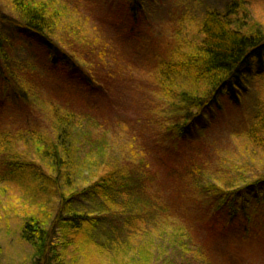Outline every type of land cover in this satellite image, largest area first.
<instances>
[{"label": "trees", "instance_id": "1", "mask_svg": "<svg viewBox=\"0 0 264 264\" xmlns=\"http://www.w3.org/2000/svg\"><path fill=\"white\" fill-rule=\"evenodd\" d=\"M1 1L0 24L8 28L7 34L0 31V194L18 198L20 205L8 203L5 214L19 217V239L31 247L35 264H78L80 256L102 264L110 256L96 243L103 230L116 256L131 254L133 264H155L162 258L169 263V246L158 244L151 235L155 227L173 233L174 250L186 254L191 247L196 250L197 264H220L211 256L209 243L201 247L194 243L189 212L181 207L209 195L215 198L217 211L208 226L218 236L234 230L241 243L264 236V196L256 193L251 212L240 209L236 199L248 184L240 189L227 179L216 189L206 178L210 167L204 157L195 150L182 154L186 142L203 135L206 117L213 116L222 102L240 105L247 95L246 73L264 65V0H231L222 10H206L196 20V30L180 20L164 39L153 34L140 37L136 28L145 1L123 0L132 23L117 33L118 45L122 44L117 48L100 43L99 32L85 31L82 0ZM15 36L44 51V74L33 65L11 67ZM126 50L133 52L146 77L140 90L146 120L112 124L105 108L85 93L112 91L116 77L134 80L136 63L126 59ZM11 107L21 109V125L4 119ZM155 116L159 126L152 124ZM247 123L245 138L236 139L238 146L242 142L250 146L264 167V96ZM132 126L137 137L153 130L156 142L166 148L158 163L164 164L165 176L175 187L166 203L150 189L158 184V175L145 141L131 140L129 147L122 145L118 154L113 153L119 142L118 135L111 140L114 128L131 133ZM32 171L34 179L29 176ZM118 195L125 201L137 196L141 202L133 222L124 226L138 236L137 242L130 241L123 252L104 226L108 212L118 209L114 198ZM88 200H100L105 212H86L81 203ZM223 211L225 216L219 219ZM90 249L97 257L86 256Z\"/></svg>", "mask_w": 264, "mask_h": 264}, {"label": "rangeland", "instance_id": "2", "mask_svg": "<svg viewBox=\"0 0 264 264\" xmlns=\"http://www.w3.org/2000/svg\"><path fill=\"white\" fill-rule=\"evenodd\" d=\"M84 3V12L86 13L85 22L83 27L89 34L90 32H99L100 43L103 41L108 46H114L117 48V33L120 32L121 27H128L132 22L127 17L125 12V4L123 0H82ZM145 3L141 6L139 13V22L137 23L136 32L140 37H152V34L156 38H167L168 34L172 32V28L183 20L189 30H196V20L208 9L222 10L224 6L231 0H144ZM4 4L0 0V9L2 10ZM128 7V6H127ZM5 11V9H3ZM126 15V16H125ZM7 26L0 24V31L7 34ZM92 36V34H90ZM11 38V37H10ZM103 45V44H102ZM126 59H130V62L137 67L136 75L133 76L134 80L128 82L126 79L116 77V81L113 82L112 91H108L105 94L101 93H85L87 97H90L95 103L100 104L107 113V121L112 124L122 123L125 121L133 124L143 122L146 120L145 113L142 110V100H145L140 95L141 87L144 84L143 73L140 71L141 63L137 62L133 52L126 50ZM86 57H90V53H83ZM11 56L13 57L12 68L19 67L23 69L26 66H34L41 70L44 74L45 66L47 65L46 55L39 45L35 42L21 39L18 36L11 38ZM140 65V66H139ZM140 68V69H139ZM129 77V76H128ZM137 77L141 80H138ZM130 80V79H129ZM247 81V95L242 99L239 106L233 105L229 102H222L220 107L215 110L213 116H207V126H205L203 135L201 137H193V143L186 142L182 148V154L186 155L194 153L193 150L199 155L204 157L207 162V167H210L207 180L216 187H221V184L225 180L230 179L231 185H238L240 189L244 185L248 184L249 188L241 190L237 196V205L241 209L246 207L247 211L251 212L255 206L257 199L256 193L264 196V167L261 166L260 160L257 156H253L250 152L252 148L242 142L238 146L236 139L245 138L249 118L256 111V103L264 96V65L255 67L252 69V73H246ZM52 87V86H50ZM1 97V95H0ZM110 106H112L110 108ZM11 110V112L9 111ZM9 112L5 114V120L9 122H16L19 124L23 118L21 109L18 108H6ZM157 114V112H156ZM152 121L154 126H159L156 119ZM21 125V124H19ZM248 125V126H247ZM139 128V127H138ZM133 126L131 133L121 131L119 128H114L111 140L114 139V135H118L117 141L114 143L116 149L113 153L118 154V148L122 145L129 147L131 140L145 141L153 151L151 158L154 161L153 168H157L158 175L157 183L153 184V188H150L152 192L162 195L164 202L166 203L169 198L174 195L175 187L167 180L165 176V170H167L164 164H159L162 156L161 154L166 149L165 146L160 147L157 140V136L154 137V131L150 135L136 136L137 133L133 132ZM111 133V132H110ZM139 135V134H138ZM191 139V140H192ZM158 141V140H157ZM155 144V148L154 145ZM250 149V151H249ZM256 153V152H253ZM180 156H176L179 159ZM158 165V166H157ZM128 167H123L127 169ZM31 179H34V172L29 173ZM224 181V182H223ZM259 182L260 185L254 188L255 184ZM221 183V184H220ZM253 186V187H250ZM13 192L15 190L12 189ZM161 191V192H160ZM152 192H148L147 195H151ZM6 196L0 194V264H35L33 251L30 246L20 241V220L15 214L7 213L8 203H14L17 206L20 205L18 198L11 195ZM112 196V195H111ZM101 198V197H99ZM118 202V209L115 208V212L110 210L108 216L105 218L106 231L113 232L110 235L113 240H117L118 249L123 252V247L131 244V242H137L138 236L128 228L124 227L125 224L133 222V214L140 210V199L135 196L133 198H127L118 195L114 197ZM176 202L174 197L171 198ZM195 204L184 203L181 207L184 211H188V217L192 222L193 228L196 232V240L194 243L200 247L205 242L209 246V251L214 261L220 264H228L242 260L239 264H264V236H259L260 243L254 239V236L250 240H244L242 243L239 240L238 232H230L227 236L214 233L215 230L208 225L210 215L217 211L216 200L212 196L207 200L197 199ZM158 202V198L156 199ZM101 203L100 200H97ZM94 201H85L81 203L82 209L101 213L105 212L103 207ZM165 203H159L164 205ZM3 206L6 209H3ZM20 207V206H19ZM122 209V214L120 213ZM17 212V211H15ZM93 213V214H95ZM22 215V214H21ZM219 219L224 218V211L218 214ZM264 216V207L261 210V217ZM261 217L258 221H262ZM150 223V221H149ZM159 226V225H158ZM155 227V226H153ZM150 230L152 236L158 238L157 243L164 246H169L168 259L169 263L162 258L155 264H197L199 259H196V250L191 247L188 251L189 254L183 253L181 250H174L176 247V238L172 234L166 233L165 230L158 229ZM258 230L261 231L260 228ZM104 233L97 235L96 243L105 247L108 250V256L103 259L102 264H133L131 254H124L116 256L117 252H114V247L109 248L108 235ZM264 233V231L262 232ZM238 234V235H237ZM256 235V234H255ZM116 243V244H117ZM87 257L90 254L97 257V252L94 250H86ZM183 255L186 256V258ZM181 256V258H180ZM228 256V257H227ZM78 264H94L89 258L79 257Z\"/></svg>", "mask_w": 264, "mask_h": 264}]
</instances>
